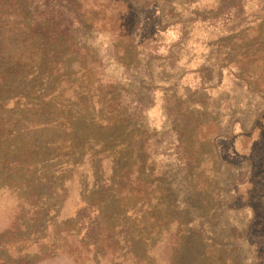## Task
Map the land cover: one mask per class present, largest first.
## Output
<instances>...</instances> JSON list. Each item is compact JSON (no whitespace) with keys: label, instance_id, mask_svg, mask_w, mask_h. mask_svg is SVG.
<instances>
[{"label":"rangeland","instance_id":"1","mask_svg":"<svg viewBox=\"0 0 264 264\" xmlns=\"http://www.w3.org/2000/svg\"><path fill=\"white\" fill-rule=\"evenodd\" d=\"M123 1L122 55L84 23L52 44L36 36L28 76L0 64L27 90L0 92V227L24 224L0 235V264L48 261L57 230L82 237L93 212L106 226L76 264H165L162 237L177 227L174 264H264V0H237L235 22L220 17L231 0ZM102 90L141 101L143 119L107 113ZM199 124L214 135L199 142ZM138 165L150 200L105 186Z\"/></svg>","mask_w":264,"mask_h":264},{"label":"trees","instance_id":"2","mask_svg":"<svg viewBox=\"0 0 264 264\" xmlns=\"http://www.w3.org/2000/svg\"><path fill=\"white\" fill-rule=\"evenodd\" d=\"M76 4H79V13L84 16H79L75 12L70 11V0H0V64L11 62L14 60L16 67L22 65L19 70H26V76L30 75V70H32V51L29 45H33L35 42V37L41 35L50 44L55 43L59 35L68 34L73 31L76 27H81L84 23H87L91 31L100 34L107 33L114 40L116 46H110L114 51V56H119L123 54V48L126 43L130 42V34L126 31V18L130 11V5L127 1L123 0H74ZM73 1V2H74ZM71 3V6L73 5ZM28 6V12L23 11V5ZM229 8L230 12L235 11L232 14H228ZM227 9V10H226ZM72 10V8H71ZM241 10L240 3L237 0H231V2L224 7L221 11V16L223 19L229 21L234 16L233 22L239 21V12ZM71 46L72 49L76 48ZM18 64V65H17ZM26 67V69H25ZM29 68V69H27ZM37 77L40 72L36 70ZM5 72L0 69V92H6L4 100L8 98L9 93H14L13 99L22 96L24 92V87H20L19 83L13 81L11 83H5L6 79ZM32 78H36L32 74ZM37 79H34L36 81ZM46 80L45 82H47ZM45 85V84H43ZM109 90L113 93V86L109 81L106 82V86H109ZM46 86V85H45ZM47 89V87H46ZM45 90V89H44ZM48 92V91H47ZM112 92H108L106 95V90H102L103 93L98 104L106 105L105 109L107 113L112 114L118 118L127 120L125 116L126 111H128L130 116L135 115L138 119H143L146 106L139 100H133L131 96H127L125 92L119 96L112 95ZM43 96H46L43 94ZM18 99V98H17ZM7 104L1 103L0 113H2L4 106ZM135 108L139 109L138 115H136ZM123 112V113H122ZM4 123L6 121H11L7 114H3ZM7 118V119H6ZM6 119V121H5ZM210 127L208 124H199L196 128V137L199 142H203L214 135L217 126L213 127L212 132H210ZM198 133V134H197ZM136 166V165H135ZM134 166V167H135ZM141 166L138 165L128 171H118L112 173L110 176L112 180H106L105 186L113 189L115 193H123L122 200H130L128 198L150 200L153 196L154 183L152 181H147L143 176H140ZM115 174V175H114ZM33 195L29 194L28 198L30 200L23 198V203L31 208L33 215L38 213L37 207L32 205L31 199ZM151 197V198H150ZM126 198V199H125ZM22 204V205H24ZM91 210H93L94 205L89 204ZM99 212L91 213V217L87 216L84 219L85 223L88 225V232L84 233L80 238L73 232L68 226H62L57 230L54 236L53 245L57 247L61 246L55 253H45L44 259H48L45 262H36L35 264H56L58 262H66L67 264H76L78 258L87 253H92L94 248V241L98 239V233L105 229V224L103 220L98 215ZM18 219L16 223H12L10 226L0 227L1 234H11L13 232L20 231L23 229L24 224ZM178 221H175L177 224ZM92 234L94 239H92L93 244L85 242L86 236ZM180 230L178 227L175 229H167L166 234L162 237L161 244L163 245L164 262L165 264H174V255L177 249L180 247ZM80 239V240H78ZM83 240V241H81ZM63 241V243H61ZM92 245V246H91ZM116 253V252H115Z\"/></svg>","mask_w":264,"mask_h":264}]
</instances>
